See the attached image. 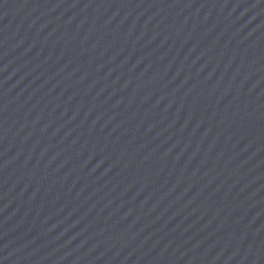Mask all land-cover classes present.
Instances as JSON below:
<instances>
[{
	"label": "water",
	"instance_id": "obj_1",
	"mask_svg": "<svg viewBox=\"0 0 264 264\" xmlns=\"http://www.w3.org/2000/svg\"><path fill=\"white\" fill-rule=\"evenodd\" d=\"M0 264H264V0H0Z\"/></svg>",
	"mask_w": 264,
	"mask_h": 264
}]
</instances>
